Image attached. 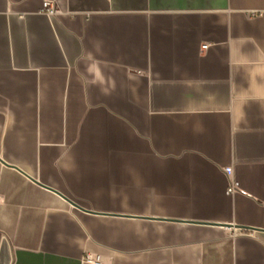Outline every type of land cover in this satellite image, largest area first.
Segmentation results:
<instances>
[{"label": "crops", "instance_id": "crops-1", "mask_svg": "<svg viewBox=\"0 0 264 264\" xmlns=\"http://www.w3.org/2000/svg\"><path fill=\"white\" fill-rule=\"evenodd\" d=\"M43 1L0 0L11 264H264V0Z\"/></svg>", "mask_w": 264, "mask_h": 264}, {"label": "built area", "instance_id": "built-area-1", "mask_svg": "<svg viewBox=\"0 0 264 264\" xmlns=\"http://www.w3.org/2000/svg\"><path fill=\"white\" fill-rule=\"evenodd\" d=\"M60 10L58 8V4L55 0H44L42 5L41 13L45 14L49 18H53L60 14ZM238 191V184L235 182H231L228 188V194H233ZM85 262L90 263H98V260L93 258L92 256H87Z\"/></svg>", "mask_w": 264, "mask_h": 264}, {"label": "water", "instance_id": "water-1", "mask_svg": "<svg viewBox=\"0 0 264 264\" xmlns=\"http://www.w3.org/2000/svg\"><path fill=\"white\" fill-rule=\"evenodd\" d=\"M69 201V200H68ZM74 207L80 208L74 202L69 201ZM12 256L10 251L9 243L6 239L3 240L2 246L0 249V264H11Z\"/></svg>", "mask_w": 264, "mask_h": 264}]
</instances>
